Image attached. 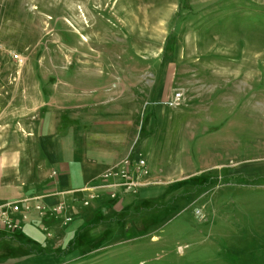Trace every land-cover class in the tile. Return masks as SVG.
Returning a JSON list of instances; mask_svg holds the SVG:
<instances>
[{
  "label": "rangeland",
  "instance_id": "1",
  "mask_svg": "<svg viewBox=\"0 0 264 264\" xmlns=\"http://www.w3.org/2000/svg\"><path fill=\"white\" fill-rule=\"evenodd\" d=\"M83 2L0 0V139L24 163L45 136L150 174L75 234L11 247L37 264H264V0H93L90 24Z\"/></svg>",
  "mask_w": 264,
  "mask_h": 264
},
{
  "label": "crops",
  "instance_id": "2",
  "mask_svg": "<svg viewBox=\"0 0 264 264\" xmlns=\"http://www.w3.org/2000/svg\"><path fill=\"white\" fill-rule=\"evenodd\" d=\"M38 144V150L24 163V148L19 143L15 144V141L0 139V202L34 198L47 207L63 202L66 209L57 217L47 214L43 218L32 211L20 230L0 231V264H27V261L29 264H37L32 262L38 260L36 255L26 257L25 252L16 254V250L11 246L14 244L15 248H21L25 245L30 249V253H33L34 250L40 249L38 245L45 239L42 237L47 235L43 229L44 225L50 228L56 239L63 234H75L86 224L84 219L89 211L86 210L87 206H100L102 204L99 202L114 200L115 202L110 201L106 205L120 209V206L128 202V196L134 195L120 192L118 198L109 199L105 191L101 190L102 194L98 199L91 201L87 206L83 205L81 199L87 192L80 189L98 183L99 175L114 162L113 159L117 160L122 155L114 153L112 156L104 151H95L98 156H107L108 160H102L98 156H86L85 153L79 154V150H72L69 155L55 137L48 139L44 136ZM141 189L142 187L139 188ZM66 213H72V220L71 223L63 224L62 218Z\"/></svg>",
  "mask_w": 264,
  "mask_h": 264
},
{
  "label": "built area",
  "instance_id": "3",
  "mask_svg": "<svg viewBox=\"0 0 264 264\" xmlns=\"http://www.w3.org/2000/svg\"><path fill=\"white\" fill-rule=\"evenodd\" d=\"M149 174L150 169L143 156L125 157L115 166L105 169L99 175L98 183L80 189L87 192L81 202L85 206L89 205L91 201L101 196V190L105 191L109 199L118 198L120 192L135 194L146 183ZM65 209L66 205L63 202L47 207L34 198L0 202V231L15 232L20 230L32 211L43 218L47 214L54 217L62 215ZM71 220L72 213H66L63 215L62 223L66 224ZM43 229L48 236L51 235L47 226L44 225Z\"/></svg>",
  "mask_w": 264,
  "mask_h": 264
},
{
  "label": "bare ground",
  "instance_id": "4",
  "mask_svg": "<svg viewBox=\"0 0 264 264\" xmlns=\"http://www.w3.org/2000/svg\"><path fill=\"white\" fill-rule=\"evenodd\" d=\"M93 0H84L83 5H82V11L85 14L86 19L88 20V23L90 24L91 21H93L92 17L89 16L87 8L90 5V2H92ZM73 7L70 8L71 13L73 12ZM132 14H129L130 19H133L134 21L137 20V15H135L134 11L131 12ZM139 16V15H138ZM150 19V17H149Z\"/></svg>",
  "mask_w": 264,
  "mask_h": 264
}]
</instances>
